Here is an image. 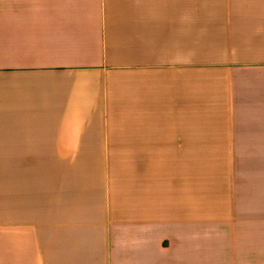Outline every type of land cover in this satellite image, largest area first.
<instances>
[{"label": "crops", "instance_id": "1", "mask_svg": "<svg viewBox=\"0 0 264 264\" xmlns=\"http://www.w3.org/2000/svg\"><path fill=\"white\" fill-rule=\"evenodd\" d=\"M219 10L209 140L264 146V0ZM196 26L197 0H0V264H260L257 189L197 171Z\"/></svg>", "mask_w": 264, "mask_h": 264}, {"label": "rangeland", "instance_id": "2", "mask_svg": "<svg viewBox=\"0 0 264 264\" xmlns=\"http://www.w3.org/2000/svg\"><path fill=\"white\" fill-rule=\"evenodd\" d=\"M207 4L209 7L204 11L203 0H197L196 48L194 54L190 50V60L194 58L196 62L197 171H206L211 178L224 181L228 186L241 185L245 191L257 189L260 203L259 261L264 264V146L224 145L217 139L209 140L211 134L218 136L220 132H226L229 126L234 127L236 115L225 112L226 107L232 105L229 104L230 99L219 97L220 87L225 86V82L219 80L220 75L230 70V63L235 61L233 44L226 40L225 34L224 42L221 40L223 29L220 26L219 0H208ZM180 54L181 62L187 61V51L181 50ZM207 141L212 144H205ZM236 154L249 156H245L243 161L229 160L230 155ZM210 155L211 160H202ZM247 157L254 160L247 161Z\"/></svg>", "mask_w": 264, "mask_h": 264}]
</instances>
